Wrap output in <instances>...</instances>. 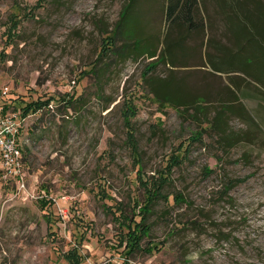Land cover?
Instances as JSON below:
<instances>
[{
    "label": "rangeland",
    "instance_id": "rangeland-1",
    "mask_svg": "<svg viewBox=\"0 0 264 264\" xmlns=\"http://www.w3.org/2000/svg\"><path fill=\"white\" fill-rule=\"evenodd\" d=\"M128 2L0 0V107L19 115L26 161L25 189L0 171V264H71L73 248L78 264H264V83L254 77L264 81V0H199L198 33L167 21L166 0H133L115 45L134 31L149 42L160 34L159 48L172 41L168 58L144 80L153 58L112 50L96 75ZM165 78L202 110L161 104L152 90ZM126 98L137 107L140 159ZM220 109L223 134L206 121ZM173 153L182 161L166 173ZM164 174L169 196L128 253L145 186ZM230 178L240 181L224 193ZM151 240L162 248L146 250Z\"/></svg>",
    "mask_w": 264,
    "mask_h": 264
},
{
    "label": "trees",
    "instance_id": "trees-1",
    "mask_svg": "<svg viewBox=\"0 0 264 264\" xmlns=\"http://www.w3.org/2000/svg\"><path fill=\"white\" fill-rule=\"evenodd\" d=\"M131 1L133 0H129V2L124 6L121 12V19L116 24L114 33L110 35L111 39H110L109 46L107 44L108 48H106V46L103 48L106 50H102L101 54L96 58L94 66L91 68V71L94 72L96 75H99L102 72L101 68L98 67V62L102 58H104L105 55L108 54L109 56V54L112 53V50L114 51L113 52L114 54L117 53L121 56H126V55L139 56V55L147 54L149 58H153L154 61H150L146 65V71H144V74H143L144 78L147 76V74L150 71L154 69V67L157 65L159 61L165 60L166 58H168L167 50H170L172 41L168 42L167 46H163V47L161 46L159 48V44L161 43V40L159 38L160 34L155 38L156 39L155 42L154 41L149 42L147 37L137 36V33L134 31L130 33L132 35V37L130 36V38L132 39L134 38L132 42H124L123 45H119V46L115 45V39L118 36L120 30H122L121 28L122 20L124 18L125 13L129 11ZM164 14L166 16L167 21L173 23V26L181 25L183 26V28L184 27L186 28V31L198 33L200 31V28L206 24L205 18L200 14L199 0H166ZM14 22L17 23V20H14ZM16 27H17V24L12 25L11 28L14 29ZM186 34L187 33H185V35ZM171 60L174 62L173 58ZM211 61H212V64H214V67H216L215 66V64H217L216 61L214 60H211ZM254 77L258 78L261 82L264 83L263 79H261L260 76L256 75ZM144 80H146V78ZM163 81L164 82L162 83L161 87L154 86L152 90V92L154 93L153 95L160 101L161 104L163 105H165V103L170 104L180 109V111L181 109L185 110V107L188 109L194 108L195 111L197 112H200L202 110V107L204 106L197 99L188 95L189 93L187 94L185 92L184 94L181 93V90L180 89L178 90L175 87V81L173 79L170 80L169 78H165L163 79ZM79 95H82V93H79ZM75 96H72L70 98L69 100L70 105H74L77 99L75 98ZM38 102L40 101L39 100L34 101V102L31 101L25 105H22L21 108H23L24 110V111L22 110V116H24L26 113H29L32 107H34V109H37L39 106ZM227 109L229 111L231 110V112L235 110L234 106L232 109L228 107ZM136 112H137V107L134 101L131 98H126L124 101L123 107L121 109V113H122L124 124L127 129V141L130 144L131 149L133 150L132 151L133 154L136 155L138 159H140L141 150H140L139 141L136 135L135 121H134ZM223 112H224V109L217 110L213 120L209 121L208 119H206V121L210 122V125L212 126V128L214 129L216 128L219 131L221 130L220 131L221 134H223V132L225 133V130L228 127L227 125L224 126L222 124V120L224 116ZM240 112H242L240 114H243L245 118L252 119V120H254L255 118L254 114L248 111L247 108L244 106H242V110H240ZM225 137L229 138V136L227 135H225ZM230 143H232V141H230ZM181 161H182V155L173 153L169 157V163L167 164L168 168L165 170V172L170 173L172 171V168L175 165L180 164ZM138 162L141 163V160H139ZM140 168H142V164H140ZM206 170L207 172L211 171L209 170L208 167H206ZM167 178H168V175L166 174L160 175L159 177L155 178L152 181V186H145V189L147 191L146 193L147 194V199H146L147 204H145V208L144 210H142L143 212H141L142 214L141 219L139 221H136V224H135L136 226H139V225L141 226L142 232L139 233L137 231V234H136V230L134 228V235L131 236L130 238L131 241L129 242L128 253L129 252L132 253L134 249L140 248V245H141L140 241L142 240V238L146 235H149L151 227L149 223H147V216L150 213L153 205L160 198H168L169 195L163 192V187L167 183ZM236 181H240V178H230L228 180V183L225 184L224 186V190H223L224 193H227L229 188H231V185L235 183ZM174 197H175L174 199H178V200L183 199V195L181 192L177 193ZM150 242L151 244L145 247L146 250L156 251L162 248V246H160V244H158L156 240H151ZM71 253L72 255L70 257V263L78 264L82 259L81 254L78 253L76 250H74V248L72 249Z\"/></svg>",
    "mask_w": 264,
    "mask_h": 264
},
{
    "label": "built area",
    "instance_id": "built-area-1",
    "mask_svg": "<svg viewBox=\"0 0 264 264\" xmlns=\"http://www.w3.org/2000/svg\"><path fill=\"white\" fill-rule=\"evenodd\" d=\"M17 113L0 107V171L16 182L17 189L26 188V161L20 142Z\"/></svg>",
    "mask_w": 264,
    "mask_h": 264
}]
</instances>
